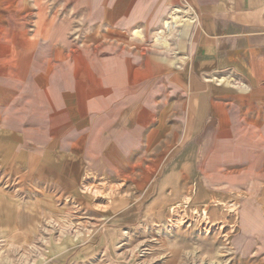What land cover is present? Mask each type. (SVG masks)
Segmentation results:
<instances>
[{"label":"crops","instance_id":"1","mask_svg":"<svg viewBox=\"0 0 264 264\" xmlns=\"http://www.w3.org/2000/svg\"><path fill=\"white\" fill-rule=\"evenodd\" d=\"M181 163L264 188V0H0V264H80Z\"/></svg>","mask_w":264,"mask_h":264},{"label":"rangeland","instance_id":"2","mask_svg":"<svg viewBox=\"0 0 264 264\" xmlns=\"http://www.w3.org/2000/svg\"><path fill=\"white\" fill-rule=\"evenodd\" d=\"M160 44L167 46L166 40ZM170 78L155 79L146 95L162 99ZM193 167L186 176L183 163L178 164L170 180L162 181L158 197L141 205L137 218L92 236L91 253L80 264H264V188L217 187L215 171L208 178L203 172L202 179L201 164ZM173 208L189 223L178 224ZM244 209L250 211L247 220ZM204 217L208 234L200 232Z\"/></svg>","mask_w":264,"mask_h":264},{"label":"bare ground","instance_id":"3","mask_svg":"<svg viewBox=\"0 0 264 264\" xmlns=\"http://www.w3.org/2000/svg\"><path fill=\"white\" fill-rule=\"evenodd\" d=\"M174 20V22L175 21H177L176 20V18H173ZM171 23H169L168 25V27L170 28V26H172V25H170ZM167 26V25H166ZM166 38H167V35H165V34H162L161 35V37H158V41L160 42V43H164V41L166 40ZM235 209V208H234ZM234 209H233V211H234ZM206 210V207L204 208V210L203 211H205ZM230 211H231V209H230ZM204 213V212H203ZM231 213V212H230ZM172 214H173V218L174 219H176V221L178 222V224H185V223H189V220L190 219H188V217H187V215L185 214V213H183V212H181L178 208H173V212H172ZM212 218V217H211ZM193 219H194V217H193ZM206 220V221H205ZM201 221L203 222L201 225H200V228H201V230H200V232H202V233H205V234H208L209 232H210V230H211V227L209 226V222L207 221V218L206 217H204L203 219L201 218ZM200 223V222H199ZM177 225V224H176Z\"/></svg>","mask_w":264,"mask_h":264}]
</instances>
